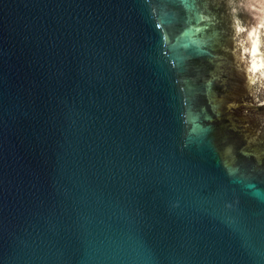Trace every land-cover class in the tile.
<instances>
[{
	"label": "water",
	"instance_id": "95a60500",
	"mask_svg": "<svg viewBox=\"0 0 264 264\" xmlns=\"http://www.w3.org/2000/svg\"><path fill=\"white\" fill-rule=\"evenodd\" d=\"M0 264H264V0H0Z\"/></svg>",
	"mask_w": 264,
	"mask_h": 264
}]
</instances>
